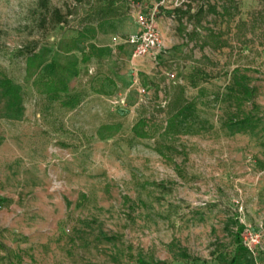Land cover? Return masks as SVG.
Masks as SVG:
<instances>
[{
  "label": "rangeland",
  "instance_id": "obj_1",
  "mask_svg": "<svg viewBox=\"0 0 264 264\" xmlns=\"http://www.w3.org/2000/svg\"><path fill=\"white\" fill-rule=\"evenodd\" d=\"M0 264H264V0H0Z\"/></svg>",
  "mask_w": 264,
  "mask_h": 264
},
{
  "label": "built area",
  "instance_id": "obj_2",
  "mask_svg": "<svg viewBox=\"0 0 264 264\" xmlns=\"http://www.w3.org/2000/svg\"><path fill=\"white\" fill-rule=\"evenodd\" d=\"M138 24L140 31L132 35L126 44L132 48L134 58L141 59L154 55L160 49L162 39L154 17L139 15Z\"/></svg>",
  "mask_w": 264,
  "mask_h": 264
},
{
  "label": "trees",
  "instance_id": "obj_3",
  "mask_svg": "<svg viewBox=\"0 0 264 264\" xmlns=\"http://www.w3.org/2000/svg\"><path fill=\"white\" fill-rule=\"evenodd\" d=\"M35 61L32 59L28 60V67L29 69H31V67L34 66ZM240 93L243 96H247L249 99L248 100H252L254 98V92L252 89H250L249 85L246 83L240 84ZM46 89L48 91H55V85H53V83L49 82L46 84ZM196 112V108L194 106V104L192 103H185L183 104L179 109H177L176 113L172 116L171 121H172V125L173 124H179L181 123L182 125H184L187 121L190 120V118H194ZM143 128L142 126L140 128H138L136 130V135H138L139 137L143 138Z\"/></svg>",
  "mask_w": 264,
  "mask_h": 264
}]
</instances>
